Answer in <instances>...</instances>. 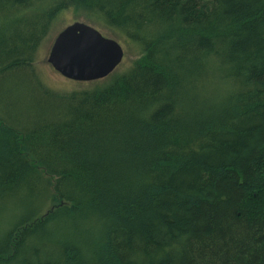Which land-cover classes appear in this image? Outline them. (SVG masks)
Segmentation results:
<instances>
[{
	"label": "trees",
	"instance_id": "1",
	"mask_svg": "<svg viewBox=\"0 0 264 264\" xmlns=\"http://www.w3.org/2000/svg\"><path fill=\"white\" fill-rule=\"evenodd\" d=\"M66 10L140 54L53 90ZM0 264H264V0H0Z\"/></svg>",
	"mask_w": 264,
	"mask_h": 264
},
{
	"label": "water",
	"instance_id": "2",
	"mask_svg": "<svg viewBox=\"0 0 264 264\" xmlns=\"http://www.w3.org/2000/svg\"><path fill=\"white\" fill-rule=\"evenodd\" d=\"M123 56L116 39L85 21L75 20L57 33L47 61L63 77L88 82L108 76Z\"/></svg>",
	"mask_w": 264,
	"mask_h": 264
},
{
	"label": "rangeland",
	"instance_id": "3",
	"mask_svg": "<svg viewBox=\"0 0 264 264\" xmlns=\"http://www.w3.org/2000/svg\"><path fill=\"white\" fill-rule=\"evenodd\" d=\"M78 20L85 21L83 18ZM75 21V18L70 10L63 11L58 14L53 20L50 30L46 37L42 40L35 53V67L40 79L53 90L68 91L74 89L89 88L95 84H103L104 78L94 81L81 82L63 77L59 74L47 61L48 53L53 40L57 33L67 24ZM103 35L116 39L124 50V56L114 72H121L128 68L132 61L140 54V49L137 45L129 43L124 37H121L112 30L95 26ZM106 78V77H105ZM107 79V78H106Z\"/></svg>",
	"mask_w": 264,
	"mask_h": 264
}]
</instances>
